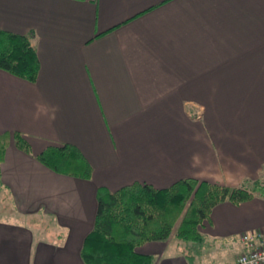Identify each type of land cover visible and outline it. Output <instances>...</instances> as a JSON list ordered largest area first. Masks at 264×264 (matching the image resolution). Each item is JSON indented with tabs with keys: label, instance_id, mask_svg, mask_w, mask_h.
Listing matches in <instances>:
<instances>
[{
	"label": "crops",
	"instance_id": "crops-1",
	"mask_svg": "<svg viewBox=\"0 0 264 264\" xmlns=\"http://www.w3.org/2000/svg\"><path fill=\"white\" fill-rule=\"evenodd\" d=\"M0 30L29 36L39 62L34 82L0 70V264H84L100 187L264 183V0H0ZM62 144L89 179L36 159ZM254 188L216 205L199 240L172 234L136 252L232 264L240 237L264 231Z\"/></svg>",
	"mask_w": 264,
	"mask_h": 264
},
{
	"label": "trees",
	"instance_id": "trees-1",
	"mask_svg": "<svg viewBox=\"0 0 264 264\" xmlns=\"http://www.w3.org/2000/svg\"><path fill=\"white\" fill-rule=\"evenodd\" d=\"M0 70L29 82L36 80L39 62L29 36L0 30ZM1 138L3 151L6 139L3 142ZM13 140L19 150L30 154V146L21 134L15 132ZM36 159L58 174L82 179L91 176V166L71 144L48 146ZM254 187L264 188V183ZM253 196L254 191L247 188L194 178L177 180L163 189L145 183H132L115 191L100 187L93 227L83 240L80 257L84 264H152L150 256L136 252L137 247L149 241H164L172 233L182 240L197 241L198 227L216 205H238Z\"/></svg>",
	"mask_w": 264,
	"mask_h": 264
},
{
	"label": "built area",
	"instance_id": "built-area-1",
	"mask_svg": "<svg viewBox=\"0 0 264 264\" xmlns=\"http://www.w3.org/2000/svg\"><path fill=\"white\" fill-rule=\"evenodd\" d=\"M241 252L232 264H264V231L240 237Z\"/></svg>",
	"mask_w": 264,
	"mask_h": 264
},
{
	"label": "rangeland",
	"instance_id": "rangeland-1",
	"mask_svg": "<svg viewBox=\"0 0 264 264\" xmlns=\"http://www.w3.org/2000/svg\"><path fill=\"white\" fill-rule=\"evenodd\" d=\"M197 115V114H196ZM249 187V186H248ZM248 189V188H247ZM248 190H250V191H253V188H250V189H248ZM256 192H260V193H264V188H262V187H260V188H256ZM255 193V192H254ZM6 204L9 206V203L8 202H2V204L0 205V207H2V208H5L6 207ZM5 210V209H4ZM180 215H182V212H181V214ZM177 223V222H176ZM173 235H174V233H172ZM171 234V235H172ZM177 238V237H176ZM179 239V238H178Z\"/></svg>",
	"mask_w": 264,
	"mask_h": 264
}]
</instances>
